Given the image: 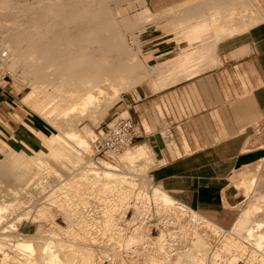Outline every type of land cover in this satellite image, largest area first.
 <instances>
[{"label":"bare ground","instance_id":"1","mask_svg":"<svg viewBox=\"0 0 264 264\" xmlns=\"http://www.w3.org/2000/svg\"><path fill=\"white\" fill-rule=\"evenodd\" d=\"M131 1L0 0V45L5 52L0 81L14 73L28 80L32 87L22 102L51 131L47 134L17 115L21 125L16 131L0 121V149L13 152L18 140L33 145L35 138L43 147L33 156H58L71 165L68 182L49 194L48 186L29 180L40 194L34 200L36 218L67 233L68 240L59 243L50 231L13 236L9 245L0 242V264H264V195L255 202L251 196L264 187V156L229 177L228 206L203 211L177 201L160 185L137 182L134 171L145 173L155 160H167L164 150L156 157L139 143L103 154L109 153L128 172L118 171L116 163L93 161V155L99 157L95 144L101 131L97 136L79 127L85 120L99 121L141 79V58L126 37L132 40L153 14L144 9L121 15ZM255 128L263 130L254 127L247 146L263 148ZM134 130L138 136L136 125ZM16 153V160H30ZM78 176L84 182H69ZM238 188L247 197L234 208ZM6 210L0 206V220Z\"/></svg>","mask_w":264,"mask_h":264},{"label":"crops","instance_id":"2","mask_svg":"<svg viewBox=\"0 0 264 264\" xmlns=\"http://www.w3.org/2000/svg\"><path fill=\"white\" fill-rule=\"evenodd\" d=\"M161 3L168 7L159 10ZM169 4L149 0L141 9L153 14L141 30L167 16L161 26L171 33L147 27L148 80L125 97L128 110L121 111L137 126V144L167 156L153 163L155 183L189 207L216 209L229 203V177L264 152L247 146L254 127L264 130V0ZM9 95L0 89V121L7 124Z\"/></svg>","mask_w":264,"mask_h":264},{"label":"rangeland","instance_id":"3","mask_svg":"<svg viewBox=\"0 0 264 264\" xmlns=\"http://www.w3.org/2000/svg\"><path fill=\"white\" fill-rule=\"evenodd\" d=\"M149 0H133L129 2L127 5H124L121 9V15H134L135 13L139 12L144 5ZM154 3H157L159 0H150ZM173 1H179V0H168L169 5L173 4ZM200 5V4H199ZM203 5L206 7V3L201 4V6H193L191 10L195 11L197 8H201ZM159 10L166 9L167 7L163 6L161 3ZM201 8L202 9H205ZM157 8V7H156ZM169 17H162L157 22V26H152L153 28H157L158 26H161L162 24H166L169 22ZM152 24V23H151ZM148 25L140 30L139 32H136L133 34V39L131 40V37L128 35L126 37V40L129 44L132 45L133 51L136 53L138 58H141V68L142 71L140 73L139 78L140 80H137V83H135L134 86H132L129 90L122 93L119 98L115 101V103L107 110V113H105L99 121H97L95 124H92L89 120H85L83 124L79 127V130L81 131V128L83 126H86L87 128L94 131V133L98 136L99 132L102 131L108 123H111L113 119L116 117V115H120L121 117H128V113L126 110L121 111L124 108L128 107L129 103H125V97L132 91L137 90V88L142 84L143 82H147L148 80V74H144V72L147 70H150V67L146 65L143 62V54L145 51V47L143 46L146 42L144 37V32L147 31ZM160 29L163 32H169V28L161 26ZM135 36V38H134ZM171 38V37H170ZM14 77H10L9 79L4 80L7 83L1 84L0 89L3 90V92L10 94L9 98H7L9 101L6 103V106L9 108V114L8 117L10 118V121L8 122V126L11 130H17L21 123L17 120L16 116L20 115L19 117L21 120L26 121L34 125L35 127L43 130L45 133L50 134L51 131L48 127V124L41 118L37 117L32 110L25 105L22 102V98L25 96L26 92L31 90V85L28 80L23 79L20 73H14ZM159 111V110H158ZM159 113V118L162 119V114ZM124 114V115H123ZM155 121L157 118H154ZM20 120V119H19ZM3 123H7V121H3ZM58 134L62 132V130L57 129L54 130ZM1 133V132H0ZM139 134V133H138ZM158 137V140H161L160 133L156 134ZM2 135L0 134V138ZM97 138V137H96ZM140 142V139H137L130 148H135ZM32 144H28L25 140H18L16 143L12 145V148L15 149L13 152L11 150L6 149H0V206L4 205L7 206V210L5 211L3 217L0 220V242H5L7 245L12 243L13 236L18 235H41V234H50L52 232L54 234V237L56 240L60 242H65L68 240L67 233H64L63 231H60V229H55L54 227L50 226L48 222L44 219H37V206L36 201L40 197V194H36L38 191L35 189H32L31 184H29V180H34L36 182H42L45 186H48L46 190L48 191V194L54 191L55 189L59 188L63 182H68V180L71 177L70 169L71 165L67 160H64L57 156V159L50 156H33V154L37 151V148H42L43 146L39 141H37L35 138H32ZM257 144V143H256ZM253 144V148H255L257 145ZM251 146L249 147L252 148ZM153 151L156 150V148H151ZM23 152L26 155L30 156V160H24V157L19 158L16 160L18 154L16 152ZM260 152V155H264V152L262 151H256ZM56 156V155H54ZM93 161L96 160H106L111 163L118 164L117 170L118 171H126L127 166H123L119 162H117L115 159L110 157L109 153L95 157L93 155ZM145 162V160L137 161L134 163L133 167L138 168V165ZM154 164H150L149 168L145 173H141L140 171H134L136 174L137 182H142L148 187L150 186H157L158 184L155 183L153 177L149 179V175H152V170L156 167ZM249 166L248 168H250ZM247 168V167H246ZM81 169V168H80ZM79 169V171H80ZM245 169V168H244ZM82 170V169H81ZM78 171V172H79ZM85 171V170H84ZM87 175H90V172L85 171ZM76 173V172H74ZM260 173V172H259ZM69 176V177H68ZM83 177H76L72 178L69 182H84ZM229 186L232 184L228 180ZM228 186V187H229ZM35 191V192H34ZM243 188H238L234 195L237 198V202L233 204V207L236 208L239 206L238 202L242 198L246 200V195H243ZM260 193V195H259ZM264 195V187H262V190H260L257 194L258 198L259 196ZM38 196V197H35ZM250 196V195H249ZM253 197V194L251 195ZM250 196V197H251ZM35 198H37L36 201ZM56 198V197H53ZM35 202V203H34ZM229 205V203L224 202L223 205H220L216 209L212 210H220L223 208V206ZM196 209V208H195ZM197 210H205V209H197ZM92 213V212H90ZM95 215V214H94ZM96 219H98L96 217ZM50 231V232H49ZM6 237L7 240H4L3 238ZM5 245V244H4ZM8 247V246H7ZM5 248V251H10L8 248Z\"/></svg>","mask_w":264,"mask_h":264},{"label":"built area","instance_id":"4","mask_svg":"<svg viewBox=\"0 0 264 264\" xmlns=\"http://www.w3.org/2000/svg\"><path fill=\"white\" fill-rule=\"evenodd\" d=\"M5 58V52L3 51L0 45V60ZM4 83L6 80L1 76ZM7 83V81L5 82ZM3 85V84H2ZM1 87V83H0ZM134 122L129 117L125 119L118 118L117 116L112 121V125H107L100 134V139L96 142L97 147V155L102 156L108 150L111 149H120L125 146L132 145L137 139L138 136L134 130ZM254 132L257 134H261V139L264 142V130H260L259 128H255Z\"/></svg>","mask_w":264,"mask_h":264}]
</instances>
